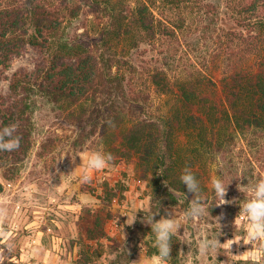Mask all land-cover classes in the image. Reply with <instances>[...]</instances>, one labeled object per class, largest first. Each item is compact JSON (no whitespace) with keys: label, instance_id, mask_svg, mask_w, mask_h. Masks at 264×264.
I'll list each match as a JSON object with an SVG mask.
<instances>
[{"label":"trees","instance_id":"16d2710c","mask_svg":"<svg viewBox=\"0 0 264 264\" xmlns=\"http://www.w3.org/2000/svg\"><path fill=\"white\" fill-rule=\"evenodd\" d=\"M159 1L0 0V67L29 47L39 52L35 69L13 74L11 94L0 103V128L17 124L22 136L18 150L0 151L6 180L19 175L34 146L41 104L78 124L82 136H102L117 160L133 159L142 178H155L163 204L195 198L180 180L187 167L216 209L205 196L202 168L215 164L222 174L220 158L238 136L264 155V0L160 1L176 8L178 20L171 9H155ZM190 4L206 9L199 11L201 31L215 32L219 81L176 63L187 30L183 7ZM83 14L94 26L72 30ZM52 145L46 136L42 147ZM116 195L110 191L106 200ZM88 226L85 240L106 234L99 216Z\"/></svg>","mask_w":264,"mask_h":264},{"label":"rangeland","instance_id":"374dc122","mask_svg":"<svg viewBox=\"0 0 264 264\" xmlns=\"http://www.w3.org/2000/svg\"><path fill=\"white\" fill-rule=\"evenodd\" d=\"M160 1L154 8L171 9L169 15L178 20L180 14L177 10H173L176 8L166 6ZM206 1L217 2V0ZM126 2L135 5L137 0H126ZM83 9L86 12L90 7L84 4ZM204 10L206 9L201 11ZM199 11L198 7H193V4L183 7L182 15L187 17V30L176 63L182 61L184 66L201 69L219 81L224 70L219 66L220 62L217 59L215 32L211 34L201 31L202 12L200 11L199 14ZM91 20L90 16L83 14L82 18L72 22L70 28L75 30L80 27V31H83L85 22L89 23V27L94 26ZM38 58V50L29 47L15 56L9 66L0 67V103L11 94L10 83L13 74L22 69H35ZM182 67L178 71L183 69ZM154 99L157 101L156 106L162 105L158 96L154 95ZM35 118L36 139L29 156L21 166L19 175L12 180H6L0 170V182L3 184L5 182L4 190L0 194L5 196L3 203L8 205L9 212L8 216H5L8 220L7 224L3 221L4 224H0V228L4 230L6 225L5 230L12 233L3 243L11 248V250H3V263L28 262V259L20 260L15 255L20 256L21 246H26L23 244L26 239L24 234L28 237L30 236L28 233L31 235L36 233L29 231L33 227L26 228L25 225L19 227L13 223L23 222L26 218L43 220L45 228L52 226L53 229H57L61 225L60 228L69 236L68 239H71L69 241L78 240L82 249H85L83 256L81 253L78 257V254L70 257V254L64 253L58 260L53 253L47 256L42 246L37 245L39 242L32 240L33 251L29 257L31 264L58 262L131 264V261H138L140 258L148 259L155 251L157 252V248L154 247L155 235L147 220L150 216H154V221L160 220L166 215L165 209H167L174 218L182 221L179 233L171 238L170 255L173 264H222L225 261L227 264H264V253H260L259 259H254L249 253H238L232 247L230 253L221 247L215 259L212 256L207 258L200 256L198 252V243L205 236L209 239L219 236L223 245L230 235L242 233L247 229L242 206L251 198L253 186L264 178V155L260 153L258 147L248 145L244 137L238 136L236 142L230 146L232 150L220 158L222 174L218 173V165L215 164L212 168H209V164L202 168L204 178L206 179L207 176L209 178L210 186V191L205 192V196L212 195L216 200L217 208L211 209L210 203L205 202L208 215L193 222L183 220V214L189 207L186 199L179 200L176 204H163L161 199L157 201L155 178L153 176L142 178L136 170L133 159L117 160L112 156L113 159L106 168L88 172L89 179L85 180L84 156L93 151L109 153L106 151L107 143L102 136L98 134L82 136L79 125L62 115L58 116L50 104H41ZM46 136L53 139L52 148L49 150L42 147ZM213 176L224 181L227 187L225 200L234 203L220 205L222 201L211 189L210 181ZM5 186H7L6 191ZM110 191L117 193L112 202L106 200ZM134 214L135 221L130 224V217ZM221 214L223 219L219 224L217 216ZM97 216L101 219L106 234L99 239L85 240L89 220L93 224ZM53 219L58 220L59 224ZM44 243L52 246L53 241L47 237ZM249 247L251 248L250 244ZM113 255H115L114 260L111 259Z\"/></svg>","mask_w":264,"mask_h":264},{"label":"clouds","instance_id":"9594fccd","mask_svg":"<svg viewBox=\"0 0 264 264\" xmlns=\"http://www.w3.org/2000/svg\"><path fill=\"white\" fill-rule=\"evenodd\" d=\"M18 127L17 124H10L0 128V151L13 152L19 149L22 136L17 134ZM83 159L85 161L86 172L84 179L87 180L89 179L88 172L103 170L109 165L113 157L110 153L105 154L100 151H93L87 153ZM180 180L186 185L188 192L193 193L195 197L189 202V207L183 214V220L196 222L208 215L207 205L203 197L200 196L199 182L192 170L187 167L183 170ZM210 184L216 197L222 201L220 205L234 203V201L225 200L227 187L222 179L213 176ZM165 212L166 215L158 221H154V216H150L147 220V224L151 225L155 235L154 247L157 248V254L148 259L140 258L138 261H131V264H168L171 258V238L179 233L182 221L181 219L174 218L167 209H165ZM242 213L247 223L246 232L241 237L243 245L250 244L251 249L248 250L249 256L259 259L260 253H264V178H261L251 189V198L243 204ZM5 216L6 210L0 207V224L3 223ZM135 218V214L130 217V224L135 221ZM221 219H223L222 214L217 216V223L221 224ZM221 234L223 233L221 232ZM11 235V232L5 233L0 228V237H3V239H0V243H5ZM233 243H238V241L235 238L228 239L222 245L219 236H214L212 239L205 236L198 243V252L200 256L205 258L212 256L215 259L221 247L230 253ZM111 259L114 260L115 255ZM3 260V249H0V264H3ZM222 264H227V262H222Z\"/></svg>","mask_w":264,"mask_h":264},{"label":"crops","instance_id":"0c3cea01","mask_svg":"<svg viewBox=\"0 0 264 264\" xmlns=\"http://www.w3.org/2000/svg\"><path fill=\"white\" fill-rule=\"evenodd\" d=\"M4 184H5V182H4ZM6 190H7V186H5V191ZM0 196H1L0 197V207L4 208L6 210V216H8V214H9L8 207H7L8 205L6 203L5 204L3 203L5 196L3 194H0ZM20 216H22V215L20 214ZM23 217L25 219V214ZM7 221H8L7 218L4 219L5 224H7ZM53 221L56 222L57 224H59L58 220L53 219ZM42 222H44V221L43 220H29V218H26L25 221H23V222L22 221L13 222V223H16V225H18L19 227L22 225H25L26 228L33 227L34 230L31 229L29 231H31V233H36L35 235H31L30 233H28L30 235L28 237L26 234H24L26 239L24 240L23 244H26V246H21L22 252H20L21 253L20 256L15 255L16 258H19L20 260L28 259V262H26V264H31V262L29 261V257L33 251L32 240H34V242H39V244L37 243V245L42 246V249L45 250V254L47 256H49L51 253H53L55 255V258H58V260L61 257V255L64 253L70 254V257H71V255H77L78 254L77 257L79 255H81L82 245L79 244L78 240L69 241L71 239H68L69 236H67L66 233L60 228L61 225H59L60 227L57 229H55V228L53 229L52 226L49 228H45L44 224ZM13 223H12V225H13ZM4 226L5 227H4L3 231L5 233H7V230H5L7 227H6V225H4ZM245 232L246 231H244L242 233L232 234L228 237V239L235 238L238 241V243L232 244V248H234V250L237 251L238 253L247 254L248 250L251 249L249 247V245H243V240L241 239V237L244 236ZM14 236H16V234H14ZM47 237H49L53 241L52 246L45 245L44 241ZM13 238H15V237H13ZM0 239H3V237H0ZM9 247L10 246H6V245H3V243H0V249L9 250L10 249ZM154 254H157V252L155 251ZM169 262L170 263H168V264H173V261L171 260V258L169 259ZM56 264H61V263L58 262Z\"/></svg>","mask_w":264,"mask_h":264}]
</instances>
